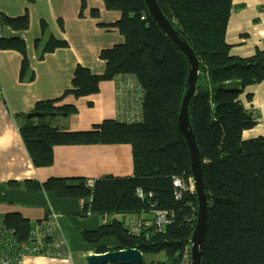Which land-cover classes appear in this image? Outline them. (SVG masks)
I'll return each mask as SVG.
<instances>
[{
	"label": "trees",
	"instance_id": "trees-1",
	"mask_svg": "<svg viewBox=\"0 0 264 264\" xmlns=\"http://www.w3.org/2000/svg\"><path fill=\"white\" fill-rule=\"evenodd\" d=\"M103 1L106 10L119 13L114 26L124 41L101 50L100 58L106 62L101 74L78 64L71 86L63 95L94 94L102 81L133 74L143 91L142 119L138 122L106 119L89 130L65 131L44 121L34 125L32 118L24 115L26 120L20 132L36 167L52 164L56 145L131 144L134 174L98 178L92 187L81 177L51 178L36 188L42 187L58 197L83 199L85 214L142 215L151 213L152 203L158 209L173 212L172 221L149 239L129 234L118 219L97 230L83 229L82 236L93 244L105 236H113L117 246L111 250L138 248L144 257L164 253L162 261L151 264H179L190 246L197 218L195 193L180 190L173 183L177 176L189 185L192 177L188 145L178 126L188 60L152 21L144 0ZM157 1L200 63L189 113L209 201L201 264H264V136L243 138V132L254 127L257 120L240 99L246 87L264 79V49L247 57L230 53L226 29L233 0ZM86 7L87 0H81L80 15L83 16ZM91 14L98 16L99 11L92 9ZM0 23L14 30H26L30 24L27 12L16 17L0 15ZM64 47L66 40L50 37L44 52ZM0 49H15L23 54V75L28 68L24 40L0 37ZM61 99L39 101L33 111L76 112L72 105H54ZM138 189L143 197L138 195ZM4 219L21 239L27 236L31 225L20 214L8 213ZM107 250L98 246L99 252Z\"/></svg>",
	"mask_w": 264,
	"mask_h": 264
},
{
	"label": "crops",
	"instance_id": "crops-1",
	"mask_svg": "<svg viewBox=\"0 0 264 264\" xmlns=\"http://www.w3.org/2000/svg\"><path fill=\"white\" fill-rule=\"evenodd\" d=\"M92 9H97L99 15L92 16ZM80 11L81 0H0V15L16 17L27 12L30 22L26 30L2 27L4 36L24 40L28 68L22 75L21 52L0 49V218L18 213L32 225L52 209L60 214V229L72 254L69 259L32 256L23 264H87L86 257L98 253V246L111 250L117 246V240L105 236L98 244L89 243L82 230H97L113 219L129 215L85 214L83 199L58 197L42 187L37 189L36 185L51 178L81 177L93 182L107 176H132L131 144L56 145L52 164L36 167L20 132L26 120L24 115L33 111L37 102L60 97L55 106L72 105L76 112L32 118L31 122L37 125L44 121L65 131H84L106 119H118L115 79L102 81L94 94L63 95L71 86L78 64L101 74L106 66L100 58L101 50L124 41L114 26L119 13L106 10L103 0H87L83 16ZM41 20L46 22L43 31ZM50 37L66 40L67 47L44 52ZM226 41L231 45L230 53L240 57L264 49V0H233ZM240 99L257 120L254 127L243 132V138L264 136V79L246 87ZM142 215L147 219L153 217L152 213Z\"/></svg>",
	"mask_w": 264,
	"mask_h": 264
},
{
	"label": "built area",
	"instance_id": "built-area-1",
	"mask_svg": "<svg viewBox=\"0 0 264 264\" xmlns=\"http://www.w3.org/2000/svg\"><path fill=\"white\" fill-rule=\"evenodd\" d=\"M2 27L0 23V37L4 36ZM114 79L119 108L118 120L140 121L142 119L143 91L137 77L133 74H121ZM1 95L2 88L0 87ZM173 183L180 190L193 192L192 177L189 179V185L177 176L174 177ZM87 185L92 187L93 182L87 181ZM138 195L143 197L141 189H138ZM149 196L152 194L149 193ZM151 213L153 214L151 219H147L143 215L129 214L122 216L121 219L118 218V220L124 223L129 234L149 239L153 234L162 231L174 216L173 212L158 209L153 203L151 204ZM59 216L58 212L52 209L48 210L44 218L31 225L24 239L20 238L16 229L9 226L4 218H0V263L23 264L28 257L32 256L71 258L68 242L60 229ZM190 260V247H187L179 264H190Z\"/></svg>",
	"mask_w": 264,
	"mask_h": 264
},
{
	"label": "water",
	"instance_id": "water-1",
	"mask_svg": "<svg viewBox=\"0 0 264 264\" xmlns=\"http://www.w3.org/2000/svg\"><path fill=\"white\" fill-rule=\"evenodd\" d=\"M144 1L152 21L163 30L172 42L185 54L188 60L189 72L186 81V89L179 109L178 126L188 145L191 160L193 192L197 198V218L189 246L191 253L190 264H201L208 226L209 201L205 191L202 159L194 130L191 125L189 113V104L197 88L196 83L200 74V63L195 51L188 41L179 34L166 15L162 12L158 1ZM55 114L56 112L44 113L40 111H30L26 114V118H43L47 115ZM144 260V254L138 248L107 250L104 252L93 253L86 257L87 264H143Z\"/></svg>",
	"mask_w": 264,
	"mask_h": 264
},
{
	"label": "rangeland",
	"instance_id": "rangeland-1",
	"mask_svg": "<svg viewBox=\"0 0 264 264\" xmlns=\"http://www.w3.org/2000/svg\"><path fill=\"white\" fill-rule=\"evenodd\" d=\"M253 21H255V19ZM61 22H62V20H60V24H61ZM45 27H46V22L43 21V20H41V22H40V29H41V31H43ZM164 256H165L164 253H159L157 255H150V254H148L145 257V260H144L143 264H151L152 262L153 263L154 262L158 263V262H160V261H162L164 259Z\"/></svg>",
	"mask_w": 264,
	"mask_h": 264
}]
</instances>
